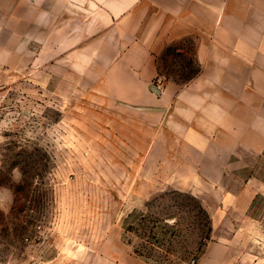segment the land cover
<instances>
[{"label":"rangeland","instance_id":"obj_1","mask_svg":"<svg viewBox=\"0 0 264 264\" xmlns=\"http://www.w3.org/2000/svg\"><path fill=\"white\" fill-rule=\"evenodd\" d=\"M12 42L0 48V264H264L261 139L238 121L243 134L203 151L171 117L172 94L200 72L191 41L157 57L158 105L108 94L83 57Z\"/></svg>","mask_w":264,"mask_h":264},{"label":"crops","instance_id":"obj_2","mask_svg":"<svg viewBox=\"0 0 264 264\" xmlns=\"http://www.w3.org/2000/svg\"><path fill=\"white\" fill-rule=\"evenodd\" d=\"M18 39L83 57L99 88L135 105L167 96L151 93L157 57L171 45L187 54L191 41L200 72L172 94V119L203 151L210 137L243 134L245 121L244 134L261 139L252 149L264 151V0H0V48L11 53ZM210 152L219 162L215 144Z\"/></svg>","mask_w":264,"mask_h":264},{"label":"water","instance_id":"obj_3","mask_svg":"<svg viewBox=\"0 0 264 264\" xmlns=\"http://www.w3.org/2000/svg\"><path fill=\"white\" fill-rule=\"evenodd\" d=\"M155 90L157 91V92H156L157 94H159V93H160V91H159V90H157V89H155Z\"/></svg>","mask_w":264,"mask_h":264}]
</instances>
